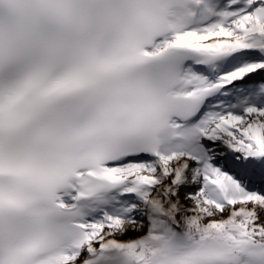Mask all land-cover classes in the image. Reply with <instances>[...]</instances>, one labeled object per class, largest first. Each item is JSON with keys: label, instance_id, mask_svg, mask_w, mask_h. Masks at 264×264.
I'll list each match as a JSON object with an SVG mask.
<instances>
[{"label": "snow or ice", "instance_id": "6c2138e0", "mask_svg": "<svg viewBox=\"0 0 264 264\" xmlns=\"http://www.w3.org/2000/svg\"><path fill=\"white\" fill-rule=\"evenodd\" d=\"M0 264H264V0H0Z\"/></svg>", "mask_w": 264, "mask_h": 264}]
</instances>
